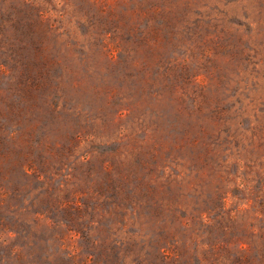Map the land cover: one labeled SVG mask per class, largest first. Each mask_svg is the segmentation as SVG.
<instances>
[{
    "label": "rangeland",
    "instance_id": "1",
    "mask_svg": "<svg viewBox=\"0 0 264 264\" xmlns=\"http://www.w3.org/2000/svg\"><path fill=\"white\" fill-rule=\"evenodd\" d=\"M0 264H264V0H0Z\"/></svg>",
    "mask_w": 264,
    "mask_h": 264
}]
</instances>
